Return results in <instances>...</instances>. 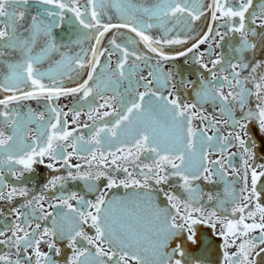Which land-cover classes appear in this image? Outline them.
I'll use <instances>...</instances> for the list:
<instances>
[{
    "label": "snow or ice",
    "instance_id": "snow-or-ice-1",
    "mask_svg": "<svg viewBox=\"0 0 264 264\" xmlns=\"http://www.w3.org/2000/svg\"><path fill=\"white\" fill-rule=\"evenodd\" d=\"M252 128L264 0H0V264H258Z\"/></svg>",
    "mask_w": 264,
    "mask_h": 264
},
{
    "label": "flooded vegetation",
    "instance_id": "flooded-vegetation-1",
    "mask_svg": "<svg viewBox=\"0 0 264 264\" xmlns=\"http://www.w3.org/2000/svg\"><path fill=\"white\" fill-rule=\"evenodd\" d=\"M83 2V0H82ZM206 2H210V0H206ZM206 28V25H200V27L197 29V31L199 32L201 29ZM156 36H159V33L156 32L154 33ZM112 35V33L107 34V36L104 38V47H107V40L108 38ZM191 44V41H189V45ZM87 47V45H85ZM206 47V45H202L201 46V50H203ZM113 62L116 60V56L114 55L112 57ZM102 63H103V58H102ZM178 66L180 67V70L182 73L184 74H188L190 79H194L195 77L193 75H190V73L193 71V65L191 63V60H189L187 63H185L184 58H181L180 61L177 62ZM115 66V64L113 63V67ZM172 65L169 64L167 66V68H171ZM69 86H75L74 84H71ZM31 103L32 106L34 108H37V110H39L38 106L35 104V102H28ZM59 104L61 107L65 108V111H67L69 108H73L74 105L76 104V98L75 97H62L59 101ZM87 108H83L82 111L83 113H87ZM72 118V113L69 114V121ZM84 122H88L91 123L90 121L87 120V116L86 115H82L81 116V123ZM82 131L84 132L85 135L88 134V130L86 129H82ZM250 134L253 136V139H255L256 141V152H257V163H264V136H261L259 133H257L255 131L254 128L251 129ZM233 151H236V149H233ZM50 161H48L47 159L45 160V162L43 164H36L34 165L35 171L32 173H26L25 177L23 180L21 181H15L12 180L9 177V183L11 184H16V185H21V186H27L30 191L33 194H38L40 191L43 190V186L47 183V181L52 178L54 175L57 174H64V170L62 169L60 173H55L52 169H49L47 167V164ZM73 163H77L79 161H77L75 158L72 161ZM239 160L236 161V165L237 167H239ZM104 181H101L100 184L103 185ZM83 185L76 183H70L68 186V190L71 191H78L80 189H82ZM114 192H116L117 194H122L123 190H113ZM89 198H92L91 196H89ZM19 201H13L14 204L18 203ZM0 207H5L7 209V205L0 201ZM201 231L203 232H207L209 231V229L207 228V226H201ZM214 231V230H212ZM258 234V233H256ZM62 249L64 252H66V254L70 255V250L65 249L62 246ZM234 249H230V251H233ZM258 264H264V258H257ZM61 264H64L63 260H61Z\"/></svg>",
    "mask_w": 264,
    "mask_h": 264
}]
</instances>
